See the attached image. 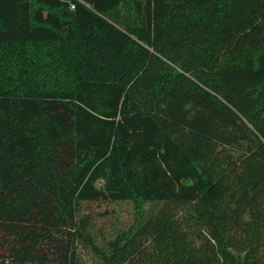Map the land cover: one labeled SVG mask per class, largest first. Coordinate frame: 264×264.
<instances>
[{"label":"trees","instance_id":"obj_1","mask_svg":"<svg viewBox=\"0 0 264 264\" xmlns=\"http://www.w3.org/2000/svg\"><path fill=\"white\" fill-rule=\"evenodd\" d=\"M0 264H264V0H0Z\"/></svg>","mask_w":264,"mask_h":264},{"label":"rangeland","instance_id":"obj_2","mask_svg":"<svg viewBox=\"0 0 264 264\" xmlns=\"http://www.w3.org/2000/svg\"><path fill=\"white\" fill-rule=\"evenodd\" d=\"M115 207L118 208L117 206H115L114 203H109V204L101 203V204H95L93 206V210H95L97 212H103L104 210H107V208L116 210ZM128 209L124 208V206H119V212L121 213L122 217H127L128 216ZM103 221H104V218H103Z\"/></svg>","mask_w":264,"mask_h":264}]
</instances>
